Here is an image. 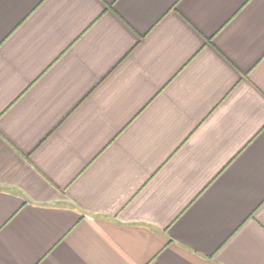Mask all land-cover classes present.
<instances>
[{"label": "crops", "instance_id": "1", "mask_svg": "<svg viewBox=\"0 0 264 264\" xmlns=\"http://www.w3.org/2000/svg\"><path fill=\"white\" fill-rule=\"evenodd\" d=\"M0 264H264V0H0Z\"/></svg>", "mask_w": 264, "mask_h": 264}]
</instances>
